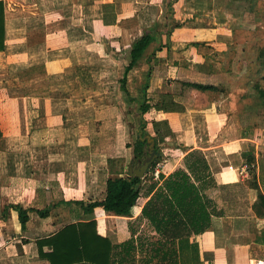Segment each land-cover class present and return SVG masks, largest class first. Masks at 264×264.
I'll use <instances>...</instances> for the list:
<instances>
[{
    "label": "crops",
    "instance_id": "0c3cea01",
    "mask_svg": "<svg viewBox=\"0 0 264 264\" xmlns=\"http://www.w3.org/2000/svg\"><path fill=\"white\" fill-rule=\"evenodd\" d=\"M213 1L177 0L173 13L168 12L174 16L170 20L164 10L171 0H0L5 4V48L0 52V264H50L40 258L38 241L82 221L81 207L73 213L62 202L100 200L106 181L119 169L111 160H123L129 173L133 145L142 133L139 100L150 65L149 104L154 106L170 92L186 108L168 113L151 109L145 115L150 135L153 121H167L175 135L161 148L159 174L168 176L181 167L186 151L201 150L219 185L249 179L243 158L249 151L242 148L234 117L208 104L201 110L196 102L189 107L186 90L172 85L175 77L193 82L180 78L200 63L186 42L198 41L191 37L205 29L199 24L205 13L201 7H213ZM177 22L181 25L170 39L163 35L144 52L127 76L128 93L121 91L119 80L132 44L157 24L164 31ZM174 34L183 53L192 54L189 58L174 52ZM185 59L187 67L182 69ZM109 65L115 73L109 72ZM129 118L134 123H127ZM253 195L252 201L248 191L243 216L215 219L209 231L195 238L204 264H264V237L262 244L256 241L264 230V217L254 214ZM147 200L141 198L131 217L97 208V234L112 244L129 240L130 225L140 218ZM18 206L32 210L25 230ZM45 209L50 213L42 218L38 212ZM250 220L255 223L252 238L244 229ZM139 225L137 232L145 222Z\"/></svg>",
    "mask_w": 264,
    "mask_h": 264
},
{
    "label": "trees",
    "instance_id": "16d2710c",
    "mask_svg": "<svg viewBox=\"0 0 264 264\" xmlns=\"http://www.w3.org/2000/svg\"><path fill=\"white\" fill-rule=\"evenodd\" d=\"M180 25L177 22L172 24V29L166 28L162 31L161 25L157 24L132 44L119 80L121 91L128 93L127 76L149 46L157 39H162L163 35L169 38L172 30ZM4 48L5 4L0 2V52ZM159 50L161 48L157 49ZM153 56L155 57V53ZM262 58L264 60V51ZM152 71L150 65L142 85L139 100L142 136L133 145L130 166L137 169L150 161L154 155H157V158L144 179L133 178L125 172L123 160H111V164L119 166V169H116L114 177L106 181L105 192L100 200L89 204L63 201L62 206L71 208L73 213L76 208L81 207L82 221L67 225L50 238L38 241L40 258L50 264H204L199 243L195 238L209 231L215 219L228 215L243 216L244 209L249 204L248 191L255 193L254 214L258 218L264 217V194L255 170L257 161L252 152L243 153L249 179L242 183L219 185L209 160L201 150L186 151L181 167L168 176L160 173L158 179L154 178L158 163L164 159L160 144L173 141L175 135L167 121H153V134L150 135L145 115L151 109L168 113L186 112V108L170 92L165 93L154 106L149 104L148 89ZM175 84L180 89L204 94L225 92L224 86L214 84L180 81ZM254 89L264 104V88L255 84ZM146 136L154 139V153H150L149 142L141 139ZM150 174L151 179L148 178ZM143 197L148 200L142 207L140 218L134 225H130L132 237L129 240L112 244L110 240L97 234V208H103L105 212L118 217H131L134 207ZM15 209L19 213L22 229L25 230L29 221L28 213L32 210L21 206ZM38 213L44 218L48 216L50 209ZM142 222H145V225L137 232L135 226H141L139 224ZM263 237L264 230L261 237L257 236V243L262 244ZM45 247L48 251H44Z\"/></svg>",
    "mask_w": 264,
    "mask_h": 264
},
{
    "label": "rangeland",
    "instance_id": "374dc122",
    "mask_svg": "<svg viewBox=\"0 0 264 264\" xmlns=\"http://www.w3.org/2000/svg\"><path fill=\"white\" fill-rule=\"evenodd\" d=\"M176 1L171 0L167 6L169 9L164 12L172 14V5ZM203 6L201 8L205 10V13H201L203 15L200 18L202 23L199 22V24L205 29L199 36L191 37L197 39V42L190 39L186 42L200 63L196 67L192 66L193 70L189 72L183 71L184 75H181L180 78L183 80L186 77L193 82L224 86L225 92H211L202 95L186 90L188 106L194 108L196 102L197 109L201 110L203 109L201 106L208 104L211 105V108L224 111L225 115H232L242 140V148L255 155L256 173L261 175L260 179L262 176L264 178V104L254 89L255 84L264 88V60L262 58L264 51V0H214L213 7L209 4L205 6L204 3ZM161 9L162 7L159 9V13H161ZM170 14L171 20L174 16H170ZM227 33L228 36L225 35ZM172 40V46L175 47L174 52L177 55L183 58H189L192 55L188 52L183 53L184 47L178 43L179 39L175 34L172 36ZM182 61L183 69L187 67V59ZM109 66H112L109 72L115 73V67ZM176 81L179 79L175 77L172 85L176 86L178 90L180 88L175 84ZM99 83L100 81L96 84ZM40 86L44 88L45 82L40 81ZM108 87L112 86L108 85ZM181 90L183 91V89ZM129 122L134 123V119L129 118L127 123ZM135 135L136 133L133 136L134 140ZM164 146L165 144H160V148ZM159 163L161 164V161ZM151 176L150 174L148 178L151 179ZM262 184L264 186V182ZM253 197L252 192L251 199ZM244 229L246 236L252 238L255 232L254 221H247Z\"/></svg>",
    "mask_w": 264,
    "mask_h": 264
},
{
    "label": "water",
    "instance_id": "95a60500",
    "mask_svg": "<svg viewBox=\"0 0 264 264\" xmlns=\"http://www.w3.org/2000/svg\"><path fill=\"white\" fill-rule=\"evenodd\" d=\"M142 136V133H140V137ZM143 141L147 140L150 144V153H154L155 150V144H154V139L151 138L150 136H146L145 138H141ZM157 158V155H154L153 158L146 162L143 166H141L140 168L137 169H133L132 167L130 168L129 171V175L133 178H140L143 179L146 174L147 171L149 170L151 164L154 162V160Z\"/></svg>",
    "mask_w": 264,
    "mask_h": 264
},
{
    "label": "built area",
    "instance_id": "2783aa9c",
    "mask_svg": "<svg viewBox=\"0 0 264 264\" xmlns=\"http://www.w3.org/2000/svg\"><path fill=\"white\" fill-rule=\"evenodd\" d=\"M158 167H159V165H158ZM158 167L156 168V170H155V174H154V175H156V176H155L156 179L159 178V169H158ZM244 170H245V171H248V166H247V165L244 167Z\"/></svg>",
    "mask_w": 264,
    "mask_h": 264
}]
</instances>
